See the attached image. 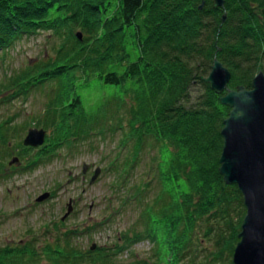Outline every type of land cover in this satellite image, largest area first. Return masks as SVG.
Instances as JSON below:
<instances>
[{
    "label": "trees",
    "instance_id": "16d2710c",
    "mask_svg": "<svg viewBox=\"0 0 264 264\" xmlns=\"http://www.w3.org/2000/svg\"><path fill=\"white\" fill-rule=\"evenodd\" d=\"M39 32L51 41L50 53L0 79L5 101L49 87L34 124L48 132L43 144L33 152L13 143L20 168L92 136H119L101 169L111 176L102 195L105 215L62 231L64 220L57 219L39 246L34 239L0 246V264H124L118 254L141 240L151 254L126 264H232L244 207L217 170L229 108L218 101L224 91L215 94L202 77L214 57L230 73L229 89L249 88L258 70L264 74V0H224L222 7L212 0H0V57L22 35ZM92 86L108 88L87 110L83 92ZM5 124L0 156L11 154L7 143L26 123ZM152 145L157 156L133 180L143 148ZM149 175L157 187L152 194ZM127 207L132 219L111 240L92 250L91 243L78 246L76 236L110 224Z\"/></svg>",
    "mask_w": 264,
    "mask_h": 264
},
{
    "label": "rangeland",
    "instance_id": "374dc122",
    "mask_svg": "<svg viewBox=\"0 0 264 264\" xmlns=\"http://www.w3.org/2000/svg\"><path fill=\"white\" fill-rule=\"evenodd\" d=\"M45 36V33L39 32L35 35H22L16 40L2 55L3 57H0V79L49 54L51 41L46 40ZM107 88L108 86L86 88L83 92L84 107L87 110L91 109L94 101L105 93ZM48 89L47 85L39 89L33 88L24 96L19 95L7 101L0 97V123L5 121V126L8 127H18L26 123L7 143L11 154L0 156V162H3L1 171L8 174L5 177L0 176V246H14L32 239L34 245L39 246L45 239H50L53 229L49 224L64 213L68 199L71 200L73 209L64 220V224L59 226L61 231L64 228L78 229L86 226L100 220L106 213L103 209L102 195L108 191L107 186L111 176L101 169L106 165L109 152H115L119 136L117 132L114 134L106 132L104 140L96 139L91 135L90 139L77 142L75 147L59 148L51 160L41 162L30 170L20 168L23 158H19L16 154L19 149L13 143L15 138L21 142L28 127H39L34 124L44 115V107L50 97ZM197 90L196 86L192 92L195 93ZM47 133L45 131V134ZM39 147L34 148L33 152ZM157 152L158 149L154 145L143 148L133 180L136 175L140 176L143 173L150 164L149 158L151 156L155 158ZM11 156L19 158L17 165H7ZM155 162L156 159L154 165ZM82 163L87 164V170L83 175ZM13 166L15 168L12 169ZM96 166L100 168V173L95 182L89 185L88 178ZM149 178L152 179V175H149ZM150 185L152 194L155 189L157 191L154 179ZM45 191L49 193L52 191V196L35 202L34 199ZM131 211H133L132 207L130 210L127 207L123 215L115 217L110 224L101 226L89 234L76 236L78 246L87 248L91 242L97 245L108 242L115 236L117 229L129 225L132 219ZM129 250L133 252L132 255ZM129 250L118 254L119 261L126 264L133 258L146 259L145 257L151 254V244L147 240H141L133 244Z\"/></svg>",
    "mask_w": 264,
    "mask_h": 264
},
{
    "label": "water",
    "instance_id": "95a60500",
    "mask_svg": "<svg viewBox=\"0 0 264 264\" xmlns=\"http://www.w3.org/2000/svg\"><path fill=\"white\" fill-rule=\"evenodd\" d=\"M224 0H212L213 7H222ZM203 1L198 8H201ZM225 14L221 16L223 21ZM80 38V33H76ZM230 78L228 69L215 57L202 81L215 94L220 104L229 108L220 128L221 148L217 159L218 173L225 184H234L240 192L244 214L236 234L237 241L231 254L232 264H264V74L258 70L250 80V87L226 85ZM42 128L29 127L22 138L25 147H37L44 141ZM18 164V158L11 156L7 165ZM87 170L82 163L81 173ZM100 168L96 166L88 179L92 184ZM49 196L47 191L36 198L40 202ZM90 207V206H89ZM72 210L71 200L66 203L64 220ZM95 243H91L92 250Z\"/></svg>",
    "mask_w": 264,
    "mask_h": 264
}]
</instances>
